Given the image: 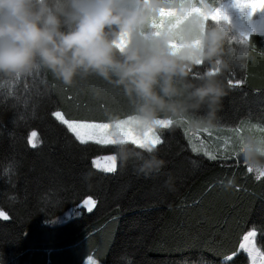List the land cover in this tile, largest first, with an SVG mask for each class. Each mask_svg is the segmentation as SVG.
<instances>
[{
    "label": "trees",
    "instance_id": "obj_1",
    "mask_svg": "<svg viewBox=\"0 0 264 264\" xmlns=\"http://www.w3.org/2000/svg\"><path fill=\"white\" fill-rule=\"evenodd\" d=\"M207 68L195 69L197 81ZM226 75L234 83L214 126L264 127V35L252 34L245 67ZM0 89V264H82L88 256L102 264H248L239 243L253 226L264 249V177L256 179L242 157L194 153L181 125H172L159 131L164 143L155 148L167 162L163 174L144 178L132 161L125 167L118 160L104 173L92 160L116 149L81 144L53 114L99 122L128 117L133 105L121 88L94 74L68 86L40 69L26 80L0 77ZM206 112L202 105L192 114ZM90 198L91 211L81 205Z\"/></svg>",
    "mask_w": 264,
    "mask_h": 264
},
{
    "label": "clouds",
    "instance_id": "obj_2",
    "mask_svg": "<svg viewBox=\"0 0 264 264\" xmlns=\"http://www.w3.org/2000/svg\"><path fill=\"white\" fill-rule=\"evenodd\" d=\"M230 24L222 0H0V77L45 69L71 86L94 74L123 90L138 132L159 127L162 116L211 126L234 83L226 74L249 57V43L230 35ZM202 105L207 112L194 116ZM113 147L136 175L164 173L167 162L155 148ZM235 151L252 170H264V136L241 135ZM164 184L172 186L171 175Z\"/></svg>",
    "mask_w": 264,
    "mask_h": 264
},
{
    "label": "snow or ice",
    "instance_id": "obj_3",
    "mask_svg": "<svg viewBox=\"0 0 264 264\" xmlns=\"http://www.w3.org/2000/svg\"><path fill=\"white\" fill-rule=\"evenodd\" d=\"M236 7L240 9H248L250 12H255L257 10L264 9V0H234ZM222 15V13H221ZM213 19L218 18L213 16ZM226 18V17H225ZM252 34L250 32L241 33V39L245 40L250 45ZM40 69L34 70L30 74H24L20 76L10 77L13 81L26 80L34 77ZM235 83H241V81H235ZM3 89H0V96H3ZM10 96H15V92H10ZM18 98V97H17ZM24 106H28V101H24ZM53 115L56 116L63 124L67 125V128L72 132L76 139L81 144H87L89 141L95 142L99 145H109L114 146L122 143H131L136 145L140 149L151 150L156 148L158 145L164 143L163 136L157 131V129H166L173 122L171 120H159L157 123L159 127L147 126L142 132H138L133 123V118L129 115L126 119H117L113 123L109 122H99V121H75L65 119L61 112L57 111ZM23 118V117H21ZM33 133V137H35ZM33 146H35L36 141L33 139L31 141ZM193 152L201 151L200 147L195 144L192 146ZM205 155L208 156L210 160H215L217 157L215 154L205 150ZM103 159L105 162L103 164L98 161ZM97 168H102L105 172H114L117 168V157L115 152L105 157H97L93 161ZM249 171L252 169L249 167ZM264 177V170H259L256 179ZM96 201L91 200V198L84 202L88 206V210L91 211L92 207L95 205ZM257 236L256 227L253 226L246 234H244L239 243V249L241 251H246L247 255L251 258L252 264H256L257 259H259V264H264V249L256 247L253 242V238ZM237 253H233L235 256Z\"/></svg>",
    "mask_w": 264,
    "mask_h": 264
},
{
    "label": "rangeland",
    "instance_id": "obj_4",
    "mask_svg": "<svg viewBox=\"0 0 264 264\" xmlns=\"http://www.w3.org/2000/svg\"><path fill=\"white\" fill-rule=\"evenodd\" d=\"M222 2L224 4L226 13L229 15L231 19V24L229 25L230 35L240 36V34L244 32L264 35V9L257 10L255 12H250V10L248 9L237 8L233 4L232 0H222ZM233 43L240 45L238 41H233ZM54 117L56 118L55 115ZM126 118L127 117L122 119H126ZM57 120L61 124H63L59 119ZM190 120L191 118L188 117L175 118L170 126L181 125L179 127H181L185 135L189 148L192 150V146L193 144H195L197 147H200L201 151L194 153L201 154L207 158L208 156L205 155V150L215 154L217 157L216 159L238 158L239 155L236 154L235 145L238 141V138L241 135H247L249 133H252L258 136H264V127L250 121H242L235 127L224 128L214 125L209 126L203 124L196 126L195 124L191 123ZM75 121H80V120H75ZM114 121H110L109 123H113ZM63 125L68 130L67 125L65 124ZM160 130L161 129H157L158 132ZM70 133L75 137V135L72 132ZM88 143H95V142L89 141ZM94 160H96V158L92 160V165L94 169L104 173H109V172H105L102 168H97L96 165L93 163ZM98 162L103 164L105 161L101 159ZM247 167L249 169L250 166L248 165ZM84 202L81 205L88 208V206L85 205ZM253 242L257 247L256 237L253 238ZM241 252L247 255L246 251H241ZM232 258L233 256L228 257L225 260L228 261L231 260ZM247 258H248V264H252V260L248 255ZM83 264H102V263L96 260L93 256H88L84 260ZM256 264H259V259H257Z\"/></svg>",
    "mask_w": 264,
    "mask_h": 264
}]
</instances>
